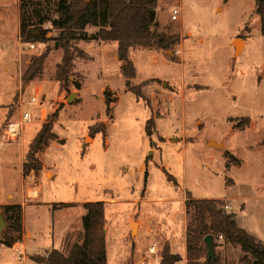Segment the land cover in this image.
Masks as SVG:
<instances>
[{"label": "rangeland", "instance_id": "1", "mask_svg": "<svg viewBox=\"0 0 264 264\" xmlns=\"http://www.w3.org/2000/svg\"><path fill=\"white\" fill-rule=\"evenodd\" d=\"M19 1L0 0V202L10 190L19 189L20 162L24 164L41 125L56 114L51 136L36 154L54 177L42 173L37 183L38 174L32 173L29 199L39 186L41 196L55 202L71 200L76 184L78 199L102 194L112 184L130 198L128 185L134 183L138 188L143 183L137 170L142 163L150 175V196L174 200L168 211L159 212L158 204L147 206L145 214L153 221L158 218L169 223L171 212L179 217L183 210L179 200L187 192L194 199L230 203L223 210L234 213L237 226L264 245V36L253 13L254 0H157V30L176 35L178 43L166 51L131 50L129 57L136 70L132 84L150 82L141 88L147 101H137L125 89L111 56L104 58L93 50L95 43L100 44L95 40L72 44L83 53V59L74 61L68 82H58L56 68L62 50L56 41L59 31L51 26L47 35L51 51L41 75L23 83L30 57L43 52L45 45L34 44L29 49L20 42ZM173 7L179 9L176 21L170 18ZM28 13L34 24L43 18L46 24V19L58 15L51 4L31 6ZM86 32L93 36L96 29ZM237 38L246 42L239 55L232 45ZM37 91L44 97L42 105L29 107L35 119L23 127L15 143L8 142L4 127L19 120L22 108ZM72 93L76 97L68 103ZM107 101L112 107L109 117ZM151 118L154 129L149 139L144 131ZM103 128L104 135L98 133ZM92 137L94 141L88 145ZM131 170H135L133 175ZM166 173L176 185L168 181ZM16 212L4 215L0 208L4 217ZM20 214V234L8 229L6 221L0 246L26 243L21 208ZM186 215L188 224L191 216ZM217 236H213L214 254L221 264H241L240 248ZM143 242L139 235L135 244ZM68 243L72 239L65 240L59 251ZM151 243H156L159 254L166 244L159 239L146 242ZM11 253H5L7 261L17 264L10 260Z\"/></svg>", "mask_w": 264, "mask_h": 264}, {"label": "trees", "instance_id": "2", "mask_svg": "<svg viewBox=\"0 0 264 264\" xmlns=\"http://www.w3.org/2000/svg\"><path fill=\"white\" fill-rule=\"evenodd\" d=\"M226 1V0H225ZM55 6L57 17L46 19L50 25L58 30L56 41L62 50L60 62L56 68V80L60 83L68 82V77L74 67L76 58H82V52L72 47L78 41L95 40L98 42H116L117 59L120 62V74L124 79L125 89L132 93L136 100L140 98L147 101L141 88L148 81L140 85H133L132 80L136 76V70L129 57V51L133 49H154L166 51L172 49L177 43L176 35H169L157 30L158 23L155 20L157 0H21L18 5L19 32L18 37L23 44H43L45 49L37 56H31L28 67L22 76L23 83H29L39 77L44 61L50 54L48 46L49 30L44 29V19L38 23H31V15L28 9L36 5ZM253 13L259 18L260 33L264 36V0H254ZM87 28H95L93 36L86 32ZM79 89V88H77ZM110 102L106 103V114L111 116ZM56 114L48 118L41 125L29 145L22 166L23 176L30 173L37 175L41 170V164L37 161L36 154L47 143L51 125L55 121ZM154 129L153 118L145 125V134L151 136ZM105 134V128L98 131ZM168 181L176 185V181L166 173ZM85 215L81 219L82 235L73 243L66 244V249L59 251L52 249L43 255L31 257L38 264H106L105 251V219L103 203H84ZM56 206H53L55 208ZM4 215L10 211L18 210L14 216L4 217L9 223L8 229L17 234L21 232L20 207L0 206ZM186 214L191 219L186 227V259L187 264H221V259L215 255L214 259L207 257V248L203 242L207 235H222L224 241L240 248L242 256L241 264H264V245L255 237L239 228L234 219V213H226L223 203L216 199H194L186 192ZM8 248L12 244L7 243ZM214 249V245H213ZM180 261L178 255L170 252L169 245L164 244L160 254V264H175Z\"/></svg>", "mask_w": 264, "mask_h": 264}, {"label": "crops", "instance_id": "3", "mask_svg": "<svg viewBox=\"0 0 264 264\" xmlns=\"http://www.w3.org/2000/svg\"><path fill=\"white\" fill-rule=\"evenodd\" d=\"M99 43H95V48L92 47L93 50L104 58L111 56L112 62L116 64V70L115 68L114 70L120 74V62L117 59V43L115 42V45L112 42ZM245 43L243 41L242 50ZM130 52L131 50L129 54ZM149 84L150 82L146 86ZM83 135V139H86L85 132ZM146 137L150 139L153 135H146ZM213 140L216 141L215 139ZM93 141L94 137L90 138L88 145L92 144ZM205 148H207L206 141ZM149 152L150 150H148L147 156ZM40 164L41 170L36 177L37 183L42 173L45 176L47 173H50L51 179L54 177L42 161ZM22 165L23 161L20 162L19 189L10 190L6 194V198L0 202V206H19L21 208L22 229L25 231L26 243L19 242L11 248L0 246V264H10V261H7L5 256V253L8 251L12 252L10 258L12 262H17V264H38L33 262L30 257L52 249L59 250V247L64 244L65 240L70 241L72 239L74 242L77 238L81 237L83 232L81 219L85 215V209L82 205L96 201L102 202L104 208L106 264H160V250L156 243L146 244L147 241L157 239L169 245L171 254L180 257V261L175 264H187L186 194L179 200L183 205V210H181L179 217L178 214L171 212L169 223H165L162 219L158 218H154L155 221H153L151 215L145 214L147 206L158 204L157 206H160L159 212L163 210L168 211L171 202H174V200L150 196L152 192L149 186L150 175L144 164L141 163L139 169H137L139 174L143 175L142 185L138 188L135 187L134 183L132 184L133 186L128 185L127 193L130 191V198L122 196L121 191L118 190V186L112 184L110 187L102 189V194L78 199V184H76L71 200H62L60 202H55L43 195L41 196L37 184L35 186L38 189H34V196L29 199L32 190L29 181L32 178V173L24 178L22 176ZM161 168L164 167L161 166ZM89 169L92 170L93 166L89 165ZM134 171L131 170L130 174L133 175ZM132 187H134L135 192L132 191ZM9 196L12 199L6 201ZM25 196L26 201L24 199ZM53 206L56 207L53 209ZM139 235L143 236L144 242L137 246L135 241ZM38 244L42 245L38 246ZM152 245L155 247V250L153 253H150L149 247ZM16 250L21 251L23 254L19 255L15 252ZM17 255L19 257H16Z\"/></svg>", "mask_w": 264, "mask_h": 264}, {"label": "built area", "instance_id": "4", "mask_svg": "<svg viewBox=\"0 0 264 264\" xmlns=\"http://www.w3.org/2000/svg\"><path fill=\"white\" fill-rule=\"evenodd\" d=\"M178 14H179V9L176 7H173L170 11V18L172 21H176L178 19ZM50 23H46L44 24V29L50 30ZM52 27V26H51ZM29 49H34V44H28ZM43 97L44 96H40L39 95V91H37L36 93H34L32 96L29 97V101L28 103L22 108L21 113H20V117L19 120L17 121H13V122H9L3 129V136L5 137V139L8 142L11 143H15L19 137L21 136V132L23 130V127L26 124H30L33 122V120L35 119L33 113L30 111L29 107L30 106H40L42 105V101H43ZM45 116V112L43 110V112L41 113V118L43 119ZM230 203H227V205H223V209H229V205ZM217 238L219 240H223V236L222 235H218ZM155 250V247L152 245L149 247V252L153 253ZM16 253H18L19 255H22L23 253L19 250L15 251ZM19 255H17L16 257H19Z\"/></svg>", "mask_w": 264, "mask_h": 264}, {"label": "water", "instance_id": "5", "mask_svg": "<svg viewBox=\"0 0 264 264\" xmlns=\"http://www.w3.org/2000/svg\"><path fill=\"white\" fill-rule=\"evenodd\" d=\"M242 44H243V40L240 38L234 39L232 41V45L234 47L235 55H239L241 53ZM75 97L76 96L74 93L70 94L67 97V102L70 103ZM7 226H8V223L4 219V216L2 214H0V240L2 238V232ZM203 242L207 248V257L213 260L215 255H214V249H213V237H212V235H207L204 238Z\"/></svg>", "mask_w": 264, "mask_h": 264}, {"label": "bare ground", "instance_id": "6", "mask_svg": "<svg viewBox=\"0 0 264 264\" xmlns=\"http://www.w3.org/2000/svg\"><path fill=\"white\" fill-rule=\"evenodd\" d=\"M211 145H216L214 142H210Z\"/></svg>", "mask_w": 264, "mask_h": 264}]
</instances>
